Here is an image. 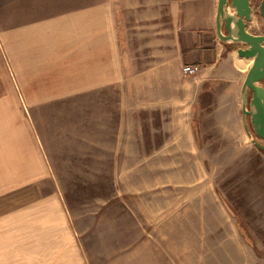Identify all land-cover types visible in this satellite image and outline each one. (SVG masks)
I'll use <instances>...</instances> for the list:
<instances>
[{
  "label": "crops",
  "instance_id": "1",
  "mask_svg": "<svg viewBox=\"0 0 264 264\" xmlns=\"http://www.w3.org/2000/svg\"><path fill=\"white\" fill-rule=\"evenodd\" d=\"M216 6L217 0H0V264H250L236 222L220 241L215 215L202 218L204 207L219 211L217 197L203 198L202 187L194 191V220L181 210L185 184L161 189L160 217L142 220L139 209L136 215L122 202L116 215L101 210L76 220L54 186L56 161L43 137V115L53 121L82 100L97 114L118 115L116 128L126 109L161 115L160 126L133 136L137 146L200 151L246 139L240 91L252 59L219 41ZM188 66L197 72L184 75ZM165 116L187 125L172 134Z\"/></svg>",
  "mask_w": 264,
  "mask_h": 264
},
{
  "label": "rangeland",
  "instance_id": "2",
  "mask_svg": "<svg viewBox=\"0 0 264 264\" xmlns=\"http://www.w3.org/2000/svg\"><path fill=\"white\" fill-rule=\"evenodd\" d=\"M69 108L72 113L56 115L53 121L54 116H42L46 128L43 137L49 158L53 156L56 161L58 177L54 186L76 220L101 210L116 215L122 202L128 205L126 210L136 215L139 209L142 220H150L151 215L160 217L161 189L178 184L188 188V204L181 210H187V218L194 220V191L202 187L203 198L218 199L219 211L204 207L201 216L209 219L215 215L220 241L230 237L229 228L236 222L244 244L250 248V264H264V152L249 139H236V146L200 147V151L189 146H137L133 136L148 124L160 126L161 115H129L126 109L121 127L116 128L118 115L97 114V107L86 108L82 100H76ZM178 117L165 116L172 134L187 125L178 123ZM196 124L194 121L197 130ZM207 125L212 126L210 122ZM160 154L167 161H162ZM145 155H151L150 160ZM172 206L164 209L170 214ZM130 211L125 212L128 217ZM166 213L165 217H172ZM143 225L147 227L146 223ZM122 230L124 237L130 235V226ZM30 246L27 244L26 252L35 254V248Z\"/></svg>",
  "mask_w": 264,
  "mask_h": 264
},
{
  "label": "water",
  "instance_id": "3",
  "mask_svg": "<svg viewBox=\"0 0 264 264\" xmlns=\"http://www.w3.org/2000/svg\"><path fill=\"white\" fill-rule=\"evenodd\" d=\"M258 16L264 26V0L259 5ZM251 21L250 0H217V38L223 44L237 47L238 56L252 59L240 91L241 122L246 137L264 152V144L252 136L248 125L249 120L255 135L264 140V86L260 85L264 82V32L249 33L246 24Z\"/></svg>",
  "mask_w": 264,
  "mask_h": 264
},
{
  "label": "flooded vegetation",
  "instance_id": "4",
  "mask_svg": "<svg viewBox=\"0 0 264 264\" xmlns=\"http://www.w3.org/2000/svg\"><path fill=\"white\" fill-rule=\"evenodd\" d=\"M261 3V0H250V6L252 9V21L250 23L246 24V30L249 33H263L264 32V26L261 23V19L258 16V8ZM248 125H249V130L252 134V136L259 142L264 144V140L257 137L255 133L253 132L252 126L249 123L248 120Z\"/></svg>",
  "mask_w": 264,
  "mask_h": 264
},
{
  "label": "built area",
  "instance_id": "5",
  "mask_svg": "<svg viewBox=\"0 0 264 264\" xmlns=\"http://www.w3.org/2000/svg\"><path fill=\"white\" fill-rule=\"evenodd\" d=\"M197 72V68L196 67H184L182 68V73L184 75H187V76H192L194 75L195 73Z\"/></svg>",
  "mask_w": 264,
  "mask_h": 264
}]
</instances>
